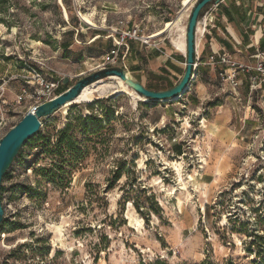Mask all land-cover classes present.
I'll return each instance as SVG.
<instances>
[{
  "label": "rangeland",
  "instance_id": "1",
  "mask_svg": "<svg viewBox=\"0 0 264 264\" xmlns=\"http://www.w3.org/2000/svg\"><path fill=\"white\" fill-rule=\"evenodd\" d=\"M235 1L223 7L232 12ZM247 4L260 13L264 35V0ZM223 7H206L199 17L210 13L209 34L200 38L195 76L179 98L143 101L117 91L41 119L2 178L0 264L258 259L255 252L264 249V82L251 88L249 75L257 72L236 70L231 81L225 66L207 63L210 34L229 38ZM186 12L183 0H0V138L32 106L102 67L125 68L144 86L174 84L184 62L171 38L185 27ZM249 23L242 29L253 36ZM131 27L149 37L148 44L119 46L120 33ZM64 41L71 42L68 50ZM246 56L242 51L232 59L246 64ZM43 83L55 86L49 92ZM78 115L98 117L102 127L76 133L84 157L70 170L67 156L41 152L34 139L55 141L67 122L78 128ZM56 162L69 178L48 182L33 172ZM137 218L139 225L130 223Z\"/></svg>",
  "mask_w": 264,
  "mask_h": 264
},
{
  "label": "water",
  "instance_id": "2",
  "mask_svg": "<svg viewBox=\"0 0 264 264\" xmlns=\"http://www.w3.org/2000/svg\"><path fill=\"white\" fill-rule=\"evenodd\" d=\"M221 1L194 0L191 5L185 25L184 68L173 86L164 89H149L138 79L131 76L125 68L109 66L99 68L80 77L64 91L34 105L0 138V191L4 174L9 169L23 144L39 131L41 119L54 114L65 104L74 102L85 86L109 76H116L146 101H166L181 96L189 88L190 82L195 76L197 25L199 17L206 6L218 5ZM3 213L4 211L0 201V223L3 220Z\"/></svg>",
  "mask_w": 264,
  "mask_h": 264
},
{
  "label": "trees",
  "instance_id": "3",
  "mask_svg": "<svg viewBox=\"0 0 264 264\" xmlns=\"http://www.w3.org/2000/svg\"><path fill=\"white\" fill-rule=\"evenodd\" d=\"M209 6L211 5H208L206 7ZM224 15L228 21L233 20L230 11L227 8L224 9ZM221 42L223 41L221 40ZM242 42L243 45L249 44V42L245 40ZM70 44L71 42L69 41H64L61 43V45L64 47V50H68ZM258 49L264 51V35H262V37H260L258 41ZM157 54L159 55V53ZM179 58H181V61L185 62L184 57L180 56ZM201 58L202 57H200V59ZM171 86H173V83L168 84L165 88H169ZM146 87L149 89H164L159 87H151L148 85H146ZM65 89L67 88H64L63 90ZM63 90H61L60 92H62ZM109 116L111 115H106L107 118ZM75 121L78 123V128L76 129L73 128L72 123L67 122L62 128L58 129L57 133L55 134V141H52L49 135H39L34 139V141L38 143V145H36L35 147L36 148L40 147L41 152L47 155L56 154L59 155L60 158L67 156V158L69 159H65V161L68 160V164L66 165L67 166L66 168H70V170L75 168L76 164H78L84 157L83 145L80 144V141L76 138V133L78 132L80 134H85L90 132L92 128L102 127L101 119L98 117H93L92 115H85V116L78 115L75 117ZM66 168L64 167V164L58 165L56 162V163H51L48 167L46 166L38 167V168L33 167L32 169L33 172L43 177V179H47L48 182H54L56 180H59L60 178L63 179L69 178L70 171ZM37 169H39L38 170L39 173H37L36 171ZM118 176H119L118 174L115 175L114 180H116ZM31 190H32L31 188H28L26 191L30 192ZM263 252L264 249H259L258 251L255 252L256 255H258V259L255 260L253 264H264V257H260V254ZM148 264H167V263L158 260ZM198 264H237V263L233 262L230 259H226L222 263H215L212 261L203 260Z\"/></svg>",
  "mask_w": 264,
  "mask_h": 264
},
{
  "label": "crops",
  "instance_id": "4",
  "mask_svg": "<svg viewBox=\"0 0 264 264\" xmlns=\"http://www.w3.org/2000/svg\"><path fill=\"white\" fill-rule=\"evenodd\" d=\"M226 1L227 0H222L218 5L215 6H224L226 5ZM248 0H236L235 3L237 5H233V11H230V14L232 16V21H228L230 29H227L229 32V38L228 37H215L213 35L210 34V36L206 39L208 44L210 45L209 47V54L212 52V50L214 51H218L219 53L222 52H227L230 53V55L232 57L236 56V53H241L242 51L246 52L247 54V62L246 64L249 66L254 65L255 63V54H256V49L258 48V41L260 39V37L262 36V29H261V25L258 24L259 22V18H260V13L259 12H255L252 13L251 9L248 8V4H247ZM226 8L223 7V11ZM210 13H208L207 15H205V19H206V25H208V21L210 19L209 15ZM252 15V17H250V15ZM225 16V15H224ZM250 19V26L251 28L254 29V34L253 36L251 35H247L246 31L242 29V27H248L249 25H245V22ZM213 26V25H212ZM207 33L209 34V32L207 31ZM224 35V34H223ZM223 42H221V40ZM248 41L249 44H242V41ZM231 51V52H230ZM169 59H171V57L169 56Z\"/></svg>",
  "mask_w": 264,
  "mask_h": 264
},
{
  "label": "bare ground",
  "instance_id": "5",
  "mask_svg": "<svg viewBox=\"0 0 264 264\" xmlns=\"http://www.w3.org/2000/svg\"><path fill=\"white\" fill-rule=\"evenodd\" d=\"M193 2H194V0H183V4L187 6V12H186V14L184 13L186 16H187L189 9H190L191 5L193 4ZM79 16L81 17V20L84 23L95 26L94 23L86 15L80 14ZM202 23H203V21L201 20L197 25V41H196L197 51H198L199 45H200L199 44L200 38H201L202 33L204 31ZM174 25H177L176 20L173 22H167L166 23V29L171 27V26H174ZM163 30H160L159 32L152 34L151 37L157 36ZM171 45L175 50L179 51L182 55L185 53V27L184 26L181 28V32H180L178 37L171 38ZM106 81H111V82L106 83ZM117 91L130 92L135 98L146 101L144 98L140 97L137 93H135L130 87H128L120 78H118L116 76H109L105 79L95 81V82L85 86L83 88V90L81 91V93L74 100V102L91 101L96 97V95H99V96L104 95L105 96V94L113 93V92H117ZM179 97L180 96H178L176 98H179ZM70 103H73V102H70ZM70 103H67V104H70ZM67 104H65L64 106H66ZM140 222H141V219H138V218L135 219L134 222H133V220L130 221V223H132V224L135 223L137 225H139ZM61 236H62V234H61Z\"/></svg>",
  "mask_w": 264,
  "mask_h": 264
},
{
  "label": "built area",
  "instance_id": "6",
  "mask_svg": "<svg viewBox=\"0 0 264 264\" xmlns=\"http://www.w3.org/2000/svg\"><path fill=\"white\" fill-rule=\"evenodd\" d=\"M202 21H203L202 25L204 28V31L202 33L203 35L207 31L205 17L203 18ZM119 37H120L119 43H118L119 46L123 45L128 40L138 41L142 44H148L149 42V37L141 34L139 28L137 27L125 28L120 33ZM198 56H199L198 52H196V65H197V60L199 59ZM207 63L213 66L214 65L225 66L226 68L223 69V71L229 72L228 78H230L231 81H233L236 70H245L247 72H257V75H254V76L249 75V80L251 81V88H254L259 83L264 82V51H261L258 48L256 49L255 63L252 66H249L247 64L233 60L232 56L227 52L219 53L218 51H215V50L214 51L212 50V52L208 55ZM42 85L49 92H50L49 88H54L55 86L54 83H43ZM50 98L51 97H48L47 99H50Z\"/></svg>",
  "mask_w": 264,
  "mask_h": 264
}]
</instances>
